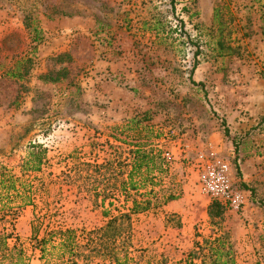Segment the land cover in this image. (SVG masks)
I'll return each mask as SVG.
<instances>
[{"label": "rangeland", "instance_id": "1", "mask_svg": "<svg viewBox=\"0 0 264 264\" xmlns=\"http://www.w3.org/2000/svg\"><path fill=\"white\" fill-rule=\"evenodd\" d=\"M74 15L91 28L44 35ZM46 40L56 49L40 55ZM24 57L16 80L7 70ZM259 85L264 0H0V163L31 199L12 206L0 264H210L216 236L228 264H264V124L234 134L225 121ZM30 142L45 150L38 171L22 168ZM137 144L153 160L131 171ZM198 150L246 184L245 210L210 219Z\"/></svg>", "mask_w": 264, "mask_h": 264}, {"label": "trees", "instance_id": "2", "mask_svg": "<svg viewBox=\"0 0 264 264\" xmlns=\"http://www.w3.org/2000/svg\"><path fill=\"white\" fill-rule=\"evenodd\" d=\"M180 23V22H179ZM34 36L32 38L33 41L37 40L35 28L32 29ZM64 57H67L66 53H60L53 57L54 62H61ZM30 59L28 57H24L22 59L15 60L7 71L10 76L14 79L18 80L23 77V75L27 72V65L30 64ZM27 64V65H26ZM42 80H57L56 77H49L47 73L40 74L38 76ZM138 118H131V122H137ZM226 133V130H224ZM147 138V137H145ZM145 144H137L134 146L132 150V158L133 163L131 167V171L138 170L142 165L145 167L148 165V162H152L153 156L151 152V148H146ZM45 154V150L38 143L30 142L26 147V154L24 156V160L22 162L23 170L30 171H38L40 169V163ZM130 173V172H129ZM142 184H144V179L142 180ZM131 188L133 184L129 181ZM30 185L20 179L19 176L14 175L8 169L5 168L4 165L0 163V222L2 223L1 231H0V245L2 247H6V240L10 237V232H5V223H9L12 227V218L14 216V212H12V206L15 203V200L21 198L22 201L19 202L18 206L22 204L29 203L31 201L30 196H28L27 190ZM27 189V190H26ZM171 199V196L169 197ZM137 204H142L144 207L148 204L147 200H141V202H136L133 200V204L131 206V210L134 211L139 209L140 206ZM223 208L217 202L211 201L207 206V214L210 219L219 218L222 214ZM11 215V216H10ZM11 217V218H10ZM66 232V231H65ZM204 243L207 247V255L206 257L210 258V264H228L231 258L229 255V247L225 245L220 236L213 237L210 241L204 240ZM0 247V248H2ZM11 254L13 255L15 248L12 246L9 248ZM16 254H21L19 250H17ZM17 260V259H16ZM19 263V262H18Z\"/></svg>", "mask_w": 264, "mask_h": 264}, {"label": "built area", "instance_id": "3", "mask_svg": "<svg viewBox=\"0 0 264 264\" xmlns=\"http://www.w3.org/2000/svg\"><path fill=\"white\" fill-rule=\"evenodd\" d=\"M176 27L175 24L172 25ZM167 155V153H165ZM195 168L199 192L210 202L237 212L246 203L244 192L234 185L229 164L210 150L195 152Z\"/></svg>", "mask_w": 264, "mask_h": 264}, {"label": "crops", "instance_id": "4", "mask_svg": "<svg viewBox=\"0 0 264 264\" xmlns=\"http://www.w3.org/2000/svg\"><path fill=\"white\" fill-rule=\"evenodd\" d=\"M42 26H43L42 29L44 31V35L47 36L53 30L56 29H59L61 31L66 30L69 32L76 31L79 33H84L91 28V23L88 22L82 16L74 15L68 18L56 17L52 21L43 22ZM55 45H56L55 43H53L52 41L50 42L49 40L42 41V44L38 45L37 47L38 53L40 55H44L50 53L51 51H55L56 49ZM252 95L254 98H250V99L253 101V103L242 102L240 103L242 105L237 104L238 106H240L239 107L240 110H235L231 114L227 115L228 119L226 118L225 120L226 123L228 121L231 122V126H227L231 128L230 130H228V132L232 130L234 131L233 132L234 134L240 133L241 131L244 133L249 128L248 126L251 124H256L258 122L259 123L262 122L261 124H264V85L263 86L259 85V87L256 89V92H253ZM241 109L248 110V116H250L249 119L243 117L242 114L239 115V111H241ZM233 182L235 181L233 180ZM241 184L243 185L242 187H239L238 185L237 187L240 188L246 196L247 199L246 203L241 209V210H245L248 207L247 206L248 200L249 202H251V200H250V194H248V190L245 188L246 184H243V182H241ZM222 208L227 210V208L223 206Z\"/></svg>", "mask_w": 264, "mask_h": 264}]
</instances>
